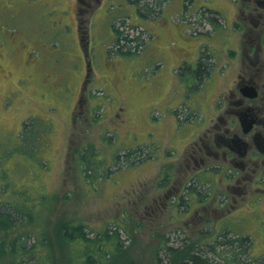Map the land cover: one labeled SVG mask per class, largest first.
<instances>
[{
	"label": "rangeland",
	"instance_id": "rangeland-1",
	"mask_svg": "<svg viewBox=\"0 0 264 264\" xmlns=\"http://www.w3.org/2000/svg\"><path fill=\"white\" fill-rule=\"evenodd\" d=\"M161 1L154 12L139 5L145 0H113L77 14L76 0H0V206L17 215L14 232L0 233V244L28 249L2 248L0 264H79L83 258L72 257L74 248L59 236L66 220L87 224L91 237L119 229L124 248L113 264H155L158 253L164 257V238L183 255L195 246L214 264L264 258V197L257 187L230 192L218 172L201 184L208 198L196 213L199 202L192 205L189 190L196 179L181 172V124L191 117L187 105L197 91L181 101V69L188 76L194 67L181 57L202 49L219 67L221 59L238 56L234 37L213 33L220 22H208L204 10L220 11L225 31L235 12H228V0ZM175 1L182 9L172 7ZM230 1L229 11L241 5ZM120 35L137 47L121 39L120 48ZM241 61L247 69L248 60L241 55ZM203 87L195 93L203 103L237 91ZM138 146L146 153L127 159ZM156 148V155L169 148L176 157L154 158ZM246 236V251L217 244Z\"/></svg>",
	"mask_w": 264,
	"mask_h": 264
},
{
	"label": "flooded vegetation",
	"instance_id": "flooded-vegetation-1",
	"mask_svg": "<svg viewBox=\"0 0 264 264\" xmlns=\"http://www.w3.org/2000/svg\"><path fill=\"white\" fill-rule=\"evenodd\" d=\"M76 1L78 14L80 10L93 11L105 7L113 0ZM135 3L138 4L137 0H126V4L134 5ZM237 4H241L237 7V14L230 13L232 15L229 14L228 19L231 20L234 28V32L231 33L235 41L237 42L240 37L242 39L239 51L244 56L243 60L247 59L250 65L240 72L235 85L237 91L229 88L227 94H223L216 100L213 108H211L213 99L204 100L203 103L199 96L192 94L189 104H186L192 110L191 117L187 118L183 125L181 124V133L185 135L183 137L181 134V142L183 140L181 146L184 144L185 150L181 156V172L185 171V174L194 175L196 179V188H189L194 190L190 191L193 194H191L192 205L197 200L199 202L195 207L196 210H193L196 213L201 206L206 207L202 202L208 198L203 196L201 184L206 180L212 182L218 172L228 179L224 185L230 192L235 190L239 194H246L249 184H252L264 197V58L262 57L264 55V0H237ZM106 17L110 18L111 15L106 14ZM76 18V21L80 23L78 15ZM231 33L229 32V37ZM203 52L201 49V53L195 60L194 79L192 86H186L187 91L203 86L201 80L204 76L199 77L196 73ZM206 55L212 56L209 53ZM250 86L256 88L255 97L246 96L243 92V90L247 92L245 88ZM183 99L184 96L181 97V101ZM200 106L208 112V115L196 109ZM199 115L203 118L207 117L206 122L197 120ZM245 118L254 120L251 130L247 133L243 131L241 122V119ZM221 180L217 179L216 182ZM232 180H235L236 186L231 185ZM183 185L182 182L181 190ZM223 193L221 191V194ZM212 209L220 210L216 205L212 206ZM186 210L187 208L181 210V214ZM222 220L224 222V219Z\"/></svg>",
	"mask_w": 264,
	"mask_h": 264
},
{
	"label": "trees",
	"instance_id": "trees-1",
	"mask_svg": "<svg viewBox=\"0 0 264 264\" xmlns=\"http://www.w3.org/2000/svg\"><path fill=\"white\" fill-rule=\"evenodd\" d=\"M145 1L146 2H142L139 5H141V7H146L147 10H149V12L157 11V9L160 8L162 4L161 0H145ZM204 11L207 16L206 18L208 22H214V21L216 22L220 19L218 12L213 10L212 11L204 10ZM122 37L123 38L119 37L120 39H118V43H117L120 48H122L121 47L122 45L120 44L121 39H124L123 40L125 41L124 43L129 41L130 46L134 45L137 47V45L135 44V39L134 40L130 39L128 35L127 36L123 35ZM141 38L139 37L140 42H141ZM131 41L132 44L130 43ZM208 59H209L208 56L206 57L202 55L199 61L198 68L196 70V73L199 77H203L209 72L211 68V63L209 62ZM145 153L146 150L141 147L136 150L128 152L126 155L128 159L129 157H133V158H136L137 156L139 157ZM118 158L119 157H117V159ZM86 170H88V168H86ZM16 210L18 211L17 208ZM16 220H17V215L15 212L7 210L3 206H0V233H8L9 230L14 232L13 230L16 226ZM223 234L227 235L226 233ZM59 236L61 242H63V244L66 246L67 249L69 248L71 250L74 248L72 257L78 258L79 260L83 258V260L78 262L79 264H113L117 260V258L120 257V254L122 253V250L124 248V243L121 238L119 229L114 230V232H111L109 228H105L104 230H102V232L97 233L96 236L91 237L87 224L75 223L73 221L66 220L60 224ZM224 241L223 240L218 241L217 244L228 243L231 246L234 247L237 246L243 248V250L246 251L249 247L251 238L249 236H246V237L232 238L226 240L225 242ZM10 243L11 242L7 240L4 243L1 242L0 250L3 248L5 250L4 252L9 253L11 250L12 251L19 250L20 246L22 247L23 250H28L26 244H22V243L18 244L17 242H15L14 245H9ZM161 249L163 250L164 257L166 258L160 256L158 253L156 256L155 264H214V261L209 256H207V254L202 253V251H200L195 246L192 248V250H190L186 254L184 255L181 254V246L175 248L169 245L167 238H164ZM179 253L181 255L179 259H176ZM70 264H77V262L75 260L70 262ZM225 264H264V258L258 262L255 261V259L248 261L247 260L244 261L236 258L227 259Z\"/></svg>",
	"mask_w": 264,
	"mask_h": 264
},
{
	"label": "crops",
	"instance_id": "crops-1",
	"mask_svg": "<svg viewBox=\"0 0 264 264\" xmlns=\"http://www.w3.org/2000/svg\"><path fill=\"white\" fill-rule=\"evenodd\" d=\"M225 1H227V0H225ZM228 1L230 2V6H227L228 12L229 13H234V12L236 13L237 12V8H236V10H234L233 7H232V11H229L230 10V7H231V1L230 0H228ZM171 4H172V7L173 8L177 7V8H181L182 9V5H181V3L179 1H175V2H173ZM220 8L221 9H224L226 11V7L222 6ZM214 11L218 12L220 18L223 16V14L220 11H218L217 9H214ZM227 17H228V15H227ZM221 19L218 20V22H220V23H216L215 24V29L216 30L214 29V32L213 33H215V34H219L220 33V34L225 35V37H229V32L230 33L231 32H234L233 31L234 28H233V25L231 24V20L228 19L227 27H226V31H225V30L222 29L223 28V26H222L223 24H221V21H220ZM162 21H163V25L167 24V21L166 20H162ZM156 27L157 26L155 24L154 25L153 24H150V29L153 30L154 32L156 31ZM220 36H222V35H220ZM230 36H234V35L231 33ZM189 38L190 37H187V40ZM240 45H241V40L239 39L237 41V47L239 48ZM203 47H204V45H203ZM186 52H188V51H186ZM236 55H238L239 57L236 56V57L231 58V59H228V58L221 59V62H220L219 67H211L210 70H209V72L206 75H204L203 79L201 80L202 83H203L202 85L205 86V88L207 86H212L211 89L214 86H216V88H217V86H229V85L230 86H235L236 83H237V81H238L239 74H240V72L243 69V66H242V63H241L242 62L241 61V52H239ZM197 57L198 56L193 57V58L181 57V60H182V63L184 61L193 60V62H191V64H194V67H195V64H196L195 63V60H196ZM235 58H237V59H235ZM242 60H243V56H242ZM231 61H233V64L231 63ZM182 63H181V65H182ZM228 64H230V65L228 66ZM194 67L192 68V71H191V73L188 76H185V73L182 72V69H181V73H180L181 74V86H183V89L181 91V97H183L184 94L187 92V87L186 86H190L191 83H192V81H193V79H194ZM208 82H211V83H208ZM203 86H202V88H204ZM200 89L201 88L197 89V91H199ZM202 93L205 94L204 91H202ZM196 96H198V95H196ZM218 96L219 95H217V98L216 99L214 98V100L211 102V108H213L216 105L215 102L218 99ZM197 110H199L203 114L205 113L206 115H208V112L204 108H202V106L198 107ZM210 112H214V111H210ZM169 121L174 124V129L175 130L176 129L179 130L178 127H176L175 117H173V119L172 120H169ZM158 130L155 133H158ZM164 131H165V128H163L162 132H164ZM167 131H168L167 133H171L174 130H173L172 126H171ZM172 146H174L173 143H172ZM138 147L141 148L142 146H138ZM136 148H133V150H136ZM154 150H155V154L153 153L154 155L153 154H152L153 156L151 155L152 157L155 156L154 158H157V155H158V158H160L161 156L163 157L165 155L166 157L169 158L170 161H172L176 157L175 150H173V152H168L169 148L167 149V152H165V150L163 148H160L159 150H162V151L159 152L157 155H156L157 148L154 149Z\"/></svg>",
	"mask_w": 264,
	"mask_h": 264
},
{
	"label": "water",
	"instance_id": "water-1",
	"mask_svg": "<svg viewBox=\"0 0 264 264\" xmlns=\"http://www.w3.org/2000/svg\"><path fill=\"white\" fill-rule=\"evenodd\" d=\"M247 90V92H245V90H243L244 94L246 96H249V97H255L256 95V88L254 86H250V87H246L245 88ZM241 122H242V125H243V131L245 133L249 132L251 130V127L254 123V120L253 119H241Z\"/></svg>",
	"mask_w": 264,
	"mask_h": 264
}]
</instances>
